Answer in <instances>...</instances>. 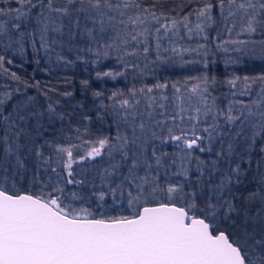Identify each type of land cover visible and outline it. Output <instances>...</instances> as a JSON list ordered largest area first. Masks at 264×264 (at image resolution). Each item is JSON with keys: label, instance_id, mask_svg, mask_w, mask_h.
<instances>
[{"label": "snow or ice", "instance_id": "obj_1", "mask_svg": "<svg viewBox=\"0 0 264 264\" xmlns=\"http://www.w3.org/2000/svg\"><path fill=\"white\" fill-rule=\"evenodd\" d=\"M0 264H264V0H0Z\"/></svg>", "mask_w": 264, "mask_h": 264}, {"label": "trees", "instance_id": "obj_2", "mask_svg": "<svg viewBox=\"0 0 264 264\" xmlns=\"http://www.w3.org/2000/svg\"><path fill=\"white\" fill-rule=\"evenodd\" d=\"M44 67L45 66L43 64H41L40 66H37V65L32 64V63H27L24 65V67L18 68V69L14 68L13 70L18 71L19 74H21L25 79H32L33 81L34 80H40L42 84L46 83L49 79H52L53 82H55L57 77L62 78L64 75H68V76H71L73 78V80L75 81V83L78 85L79 79L81 77L87 76V73H85L83 71L82 66L70 68L67 70L60 69L57 73V77L50 76L47 72L39 70V69H43ZM34 69H37V70L34 71ZM213 70L218 75H222L223 74V65L222 64L215 65V66H213ZM239 71H240V74H244L245 70L241 66L239 68ZM124 83H125L124 81H121L120 84L116 85V86H123ZM93 86L94 87H103V85L99 84L98 82H94ZM107 86L109 88H111L113 86V82L109 81Z\"/></svg>", "mask_w": 264, "mask_h": 264}]
</instances>
